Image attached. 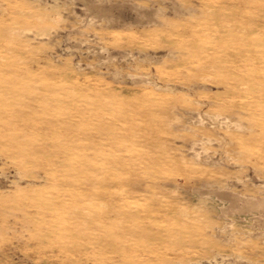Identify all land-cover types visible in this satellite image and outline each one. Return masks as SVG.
Returning a JSON list of instances; mask_svg holds the SVG:
<instances>
[{
    "label": "rangeland",
    "instance_id": "rangeland-1",
    "mask_svg": "<svg viewBox=\"0 0 264 264\" xmlns=\"http://www.w3.org/2000/svg\"><path fill=\"white\" fill-rule=\"evenodd\" d=\"M0 264H264V0H0Z\"/></svg>",
    "mask_w": 264,
    "mask_h": 264
},
{
    "label": "bare ground",
    "instance_id": "bare-ground-1",
    "mask_svg": "<svg viewBox=\"0 0 264 264\" xmlns=\"http://www.w3.org/2000/svg\"><path fill=\"white\" fill-rule=\"evenodd\" d=\"M135 144V143H134ZM129 162V161H128ZM123 168V167H122Z\"/></svg>",
    "mask_w": 264,
    "mask_h": 264
}]
</instances>
